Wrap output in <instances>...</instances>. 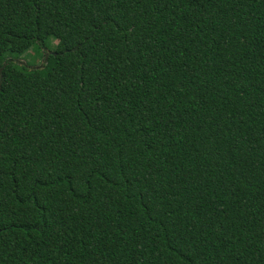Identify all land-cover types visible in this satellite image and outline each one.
I'll use <instances>...</instances> for the list:
<instances>
[{"label": "trees", "instance_id": "obj_1", "mask_svg": "<svg viewBox=\"0 0 264 264\" xmlns=\"http://www.w3.org/2000/svg\"><path fill=\"white\" fill-rule=\"evenodd\" d=\"M0 66V264H264V0H0Z\"/></svg>", "mask_w": 264, "mask_h": 264}, {"label": "rangeland", "instance_id": "obj_2", "mask_svg": "<svg viewBox=\"0 0 264 264\" xmlns=\"http://www.w3.org/2000/svg\"><path fill=\"white\" fill-rule=\"evenodd\" d=\"M53 43H55V41H53L52 43L46 41L45 42V48H40L41 52L40 53H34L35 52V48H30L29 51L25 52L24 54H22L21 56H19L17 59H15L16 62H25L28 66L30 67H36V66H40L43 62L42 60V54L44 53H48L50 51H52L53 49ZM14 55H10L9 57H7V59H13ZM1 67V66H0Z\"/></svg>", "mask_w": 264, "mask_h": 264}, {"label": "water", "instance_id": "obj_3", "mask_svg": "<svg viewBox=\"0 0 264 264\" xmlns=\"http://www.w3.org/2000/svg\"><path fill=\"white\" fill-rule=\"evenodd\" d=\"M45 56H44V60H43V62H45L46 60H47V56L48 55H46V54H44ZM21 64H25V62H21ZM43 64V63H42ZM42 64H41V66H42ZM3 67V66H2ZM2 67H0V79H1V70H2ZM1 82V81H0Z\"/></svg>", "mask_w": 264, "mask_h": 264}]
</instances>
